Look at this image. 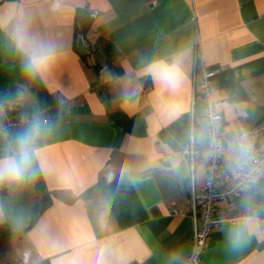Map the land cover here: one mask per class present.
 Wrapping results in <instances>:
<instances>
[{"label": "crops", "instance_id": "crops-1", "mask_svg": "<svg viewBox=\"0 0 264 264\" xmlns=\"http://www.w3.org/2000/svg\"><path fill=\"white\" fill-rule=\"evenodd\" d=\"M33 51L50 56L29 75ZM202 69L215 72L211 99L228 102L223 135L264 122V0H0V102L30 115L11 133L0 118V159L42 125L34 178L0 185V264L184 262L194 233L184 150L191 136L210 150ZM231 162L230 151L221 166ZM207 167L193 171L195 192ZM244 200L218 206L252 218L242 242L230 241L236 227L214 229L199 264H264V191L251 210Z\"/></svg>", "mask_w": 264, "mask_h": 264}, {"label": "built area", "instance_id": "built-area-1", "mask_svg": "<svg viewBox=\"0 0 264 264\" xmlns=\"http://www.w3.org/2000/svg\"><path fill=\"white\" fill-rule=\"evenodd\" d=\"M97 15L98 11H91L92 18ZM77 45L78 48H84L85 39L81 37ZM201 61L199 50H196L195 65ZM214 79L215 72L202 69L199 96L205 104L204 118L210 138V150L199 151L195 147L192 136L184 150L191 175L190 193L194 233L191 255L181 264H199L212 231L224 227H237L242 218L246 217L245 215H228L218 207L221 201L235 199L243 192L241 178L236 174L232 162L221 166L225 155L231 151L230 144L242 131L247 133L252 145L255 166L264 171V122L252 127H242L236 133L227 136L223 135L221 109L226 107L228 102L211 99L215 88ZM0 118L1 130L4 133L14 132L30 121V115L22 112L18 102L13 100L0 102ZM44 122L47 123L48 120ZM204 162L208 164L207 179L199 192H195L192 174L194 169ZM171 207L173 208V205Z\"/></svg>", "mask_w": 264, "mask_h": 264}, {"label": "clouds", "instance_id": "clouds-1", "mask_svg": "<svg viewBox=\"0 0 264 264\" xmlns=\"http://www.w3.org/2000/svg\"><path fill=\"white\" fill-rule=\"evenodd\" d=\"M17 46L25 51L23 43L18 40ZM27 59L24 69L29 75L40 73L45 67L50 54L44 51L25 52ZM42 131L41 122L37 119L31 126L18 135L14 141L11 154L0 159V185H21L34 178V158L37 155L34 148L36 137ZM232 152V164L236 174L241 178V188L245 193L244 203L249 206L257 191H264L259 187V182L264 177V171L255 166L252 145L246 132H241L230 144ZM252 224L251 217H243L230 236L233 244H239L243 240L244 230ZM96 264H105L103 255Z\"/></svg>", "mask_w": 264, "mask_h": 264}, {"label": "water", "instance_id": "water-1", "mask_svg": "<svg viewBox=\"0 0 264 264\" xmlns=\"http://www.w3.org/2000/svg\"><path fill=\"white\" fill-rule=\"evenodd\" d=\"M80 51L84 54V50L83 49H81Z\"/></svg>", "mask_w": 264, "mask_h": 264}]
</instances>
